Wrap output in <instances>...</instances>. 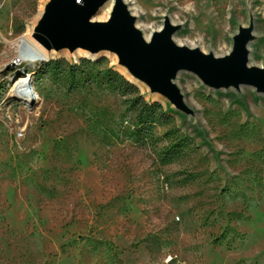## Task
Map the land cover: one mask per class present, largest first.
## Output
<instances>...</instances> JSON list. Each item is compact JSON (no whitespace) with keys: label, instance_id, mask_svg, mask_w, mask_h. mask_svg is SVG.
<instances>
[{"label":"rangeland","instance_id":"rangeland-1","mask_svg":"<svg viewBox=\"0 0 264 264\" xmlns=\"http://www.w3.org/2000/svg\"><path fill=\"white\" fill-rule=\"evenodd\" d=\"M50 1L0 0V264H264V95L183 72L186 113L109 52L34 63L23 40ZM128 1L146 34L168 17L217 56L254 22L264 66V0ZM139 95L171 119L143 127Z\"/></svg>","mask_w":264,"mask_h":264},{"label":"water","instance_id":"water-1","mask_svg":"<svg viewBox=\"0 0 264 264\" xmlns=\"http://www.w3.org/2000/svg\"><path fill=\"white\" fill-rule=\"evenodd\" d=\"M109 0H51L37 24L34 38L48 49L74 52L82 49L91 55L109 52L133 79L146 84L152 93L168 98L177 109L191 113L177 78L191 73L207 88H250L264 95V66L252 65V43L257 39L255 24L240 27L233 36L228 54L204 53L198 47L178 46L174 35L180 27L164 18L163 29L151 39L136 28L137 17L117 1L109 19L92 22Z\"/></svg>","mask_w":264,"mask_h":264},{"label":"bare ground","instance_id":"bare-ground-1","mask_svg":"<svg viewBox=\"0 0 264 264\" xmlns=\"http://www.w3.org/2000/svg\"><path fill=\"white\" fill-rule=\"evenodd\" d=\"M117 1H121L125 7H127V10L129 11V13L131 14V16H135L137 17L138 16V12H137V8L134 7V6H131L129 1L128 0H109L104 6L103 8L101 9V11L99 12V14L94 17L92 19V22H96V23H102V22H105L109 19L110 15H111V12L113 11L114 9V6L116 5ZM44 12L41 13L39 15V20L42 18ZM39 20H38V23H39ZM137 22V21H136ZM178 22V21H177ZM173 24H175L174 22H172ZM164 26V25H163ZM163 26L158 29V30H152L149 32V34H146V32L143 30L142 26L140 24H137L136 25V28L138 30L141 31L142 33V36L143 38H145L147 41H149L151 39V35L155 32V31H158L160 32L162 29H163ZM148 27V26H147ZM37 28V27H36ZM36 28L33 30V33L35 34V30ZM151 28V27H149ZM23 41H25V43H29L31 44L33 47H34V51H30V50H27L25 53H24V57H29L30 59L33 60L34 63H40L42 61H47L50 59V55L52 54L51 52H59L58 50H54V49H48L47 46H45L43 43L39 42L38 40L36 39H33L31 38L30 36H28L27 38H25ZM178 44V43H177ZM178 46H184L183 44H178ZM189 47V46H188ZM189 48H195V47H189ZM61 51V50H60ZM78 51V52H77ZM84 50L82 49H77L75 50L74 52L78 54H83ZM86 53V51H84ZM71 54V53H70ZM87 56V55H86ZM120 69L122 70V72L128 77L131 79V74L130 72L128 71V69H126L124 66H120ZM133 78V77H132ZM20 84L22 86L20 87H30V80L25 78L24 80H21L20 81Z\"/></svg>","mask_w":264,"mask_h":264},{"label":"trees","instance_id":"trees-1","mask_svg":"<svg viewBox=\"0 0 264 264\" xmlns=\"http://www.w3.org/2000/svg\"><path fill=\"white\" fill-rule=\"evenodd\" d=\"M109 74L111 76V80L115 83L117 88L120 87V89L124 90L127 95H133L135 93H138L137 86L131 84L120 74L114 72L113 70H110ZM133 102L134 107H139L138 120L139 123L145 128L151 127L157 120L167 121L168 119H171L170 115L162 111L157 112V109L159 107L157 103H153L150 105L140 95L135 97V99H133Z\"/></svg>","mask_w":264,"mask_h":264}]
</instances>
